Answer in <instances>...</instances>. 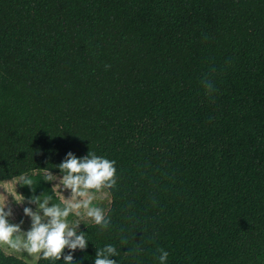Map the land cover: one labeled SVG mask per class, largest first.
Segmentation results:
<instances>
[{
	"label": "trees",
	"instance_id": "1",
	"mask_svg": "<svg viewBox=\"0 0 264 264\" xmlns=\"http://www.w3.org/2000/svg\"><path fill=\"white\" fill-rule=\"evenodd\" d=\"M69 151L116 162L78 264H264V0H0V183Z\"/></svg>",
	"mask_w": 264,
	"mask_h": 264
},
{
	"label": "clouds",
	"instance_id": "2",
	"mask_svg": "<svg viewBox=\"0 0 264 264\" xmlns=\"http://www.w3.org/2000/svg\"><path fill=\"white\" fill-rule=\"evenodd\" d=\"M201 83L208 91L214 88L208 77H204ZM115 163L114 160L92 152L78 157L69 151L64 160L55 165L59 174L44 168L43 180L52 185L53 191L59 190L57 195L60 202L50 203L52 198L44 195H33L30 198L16 195L15 202L25 205L23 214L29 219L27 229L22 227L23 220L13 221L11 206L4 196H0V243L7 244L14 250L59 260L63 264H78L74 254L77 250L87 249L89 239L87 232L80 230L79 219L70 222L68 218L70 215L80 219L87 217L102 228L108 227L110 218L106 210L93 204V190L112 188L116 184ZM13 182L31 186L33 179L22 173L15 177ZM159 252V264H168L169 252L164 249ZM115 255V246L107 244L103 249H97L93 264H117V261L112 259Z\"/></svg>",
	"mask_w": 264,
	"mask_h": 264
},
{
	"label": "rangeland",
	"instance_id": "3",
	"mask_svg": "<svg viewBox=\"0 0 264 264\" xmlns=\"http://www.w3.org/2000/svg\"><path fill=\"white\" fill-rule=\"evenodd\" d=\"M14 180V179H13ZM13 180H8L0 183V196H4L5 201L11 206L14 217L13 221L14 222H19L21 220L24 221V224L22 227L24 229H27L29 227V219L24 216L23 214V207L25 206L24 204H18L15 202V196L16 195H22L21 191V183L20 182H13ZM59 190L56 191V193ZM95 191V198L93 200V204L102 207L103 209L106 210V214L108 213L110 206H111V197L109 193L104 189H100L99 191ZM68 193H65L67 195ZM24 197V196H23ZM26 198V197H25ZM26 204V201H25ZM32 207H35V205H31ZM83 211V210H81ZM69 221L77 220L79 219V222L81 223L80 229L86 227L84 224L87 226L94 224L91 221V218L84 217L83 219L77 218L73 215L69 216ZM0 247L9 255L16 256L20 259H23L25 262L28 264H37L40 255H35V254H29L23 250H14L11 249L7 244L0 243Z\"/></svg>",
	"mask_w": 264,
	"mask_h": 264
}]
</instances>
